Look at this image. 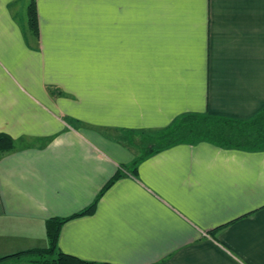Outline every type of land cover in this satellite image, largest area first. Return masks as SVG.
Instances as JSON below:
<instances>
[{
    "label": "crops",
    "instance_id": "obj_1",
    "mask_svg": "<svg viewBox=\"0 0 264 264\" xmlns=\"http://www.w3.org/2000/svg\"><path fill=\"white\" fill-rule=\"evenodd\" d=\"M35 3L38 35L25 24ZM264 108V0H0V258L264 264V150L149 154L186 114Z\"/></svg>",
    "mask_w": 264,
    "mask_h": 264
},
{
    "label": "trees",
    "instance_id": "obj_2",
    "mask_svg": "<svg viewBox=\"0 0 264 264\" xmlns=\"http://www.w3.org/2000/svg\"><path fill=\"white\" fill-rule=\"evenodd\" d=\"M27 23L32 33L37 36L35 3L32 1L27 9ZM206 142L225 149L244 151L264 150V108L247 120H237L211 114H186L169 127L157 131L150 137L148 153H158L178 144H196ZM15 148L14 140L0 134V156L11 153ZM117 174L102 189L94 202L81 212L67 219H50L45 223L47 239L46 248H36L18 252L0 258V264H109L96 263L78 259L64 254L57 248L59 230L69 219L91 215L96 209L99 197L108 190Z\"/></svg>",
    "mask_w": 264,
    "mask_h": 264
},
{
    "label": "rangeland",
    "instance_id": "obj_3",
    "mask_svg": "<svg viewBox=\"0 0 264 264\" xmlns=\"http://www.w3.org/2000/svg\"><path fill=\"white\" fill-rule=\"evenodd\" d=\"M25 18H26V20H25V24L27 23V15H26V12H25ZM27 27H28V23H27ZM29 28V27H28ZM29 30H30V28H29ZM31 31V30H30Z\"/></svg>",
    "mask_w": 264,
    "mask_h": 264
}]
</instances>
